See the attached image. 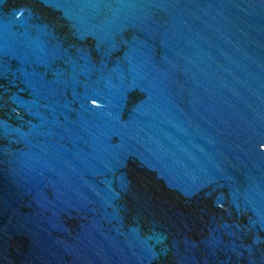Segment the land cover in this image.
I'll return each instance as SVG.
<instances>
[{
    "label": "water",
    "instance_id": "95a60500",
    "mask_svg": "<svg viewBox=\"0 0 264 264\" xmlns=\"http://www.w3.org/2000/svg\"><path fill=\"white\" fill-rule=\"evenodd\" d=\"M0 264H264V0H0Z\"/></svg>",
    "mask_w": 264,
    "mask_h": 264
}]
</instances>
